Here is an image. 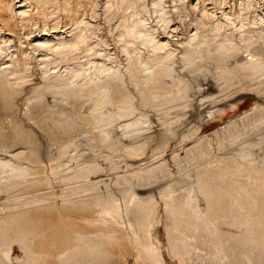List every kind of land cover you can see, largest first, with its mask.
<instances>
[{
    "label": "bare ground",
    "instance_id": "bare-ground-1",
    "mask_svg": "<svg viewBox=\"0 0 264 264\" xmlns=\"http://www.w3.org/2000/svg\"><path fill=\"white\" fill-rule=\"evenodd\" d=\"M241 82L264 83V0H0V105L20 145L0 152V264H264V162L246 138L262 93L191 98L194 130L140 157L98 151L111 171L83 179L50 127L132 147L183 130L187 96ZM27 121L57 159L24 149ZM121 182L157 195L137 223Z\"/></svg>",
    "mask_w": 264,
    "mask_h": 264
},
{
    "label": "rangeland",
    "instance_id": "rangeland-1",
    "mask_svg": "<svg viewBox=\"0 0 264 264\" xmlns=\"http://www.w3.org/2000/svg\"><path fill=\"white\" fill-rule=\"evenodd\" d=\"M260 4V3H259ZM238 81V80H237ZM255 82H251V83H246V85L247 86H245V82L244 83H240L241 85H235V87H232L231 88V90L230 89H228L227 91H225V93L224 94H222V93H220L218 90L215 92L214 90H216V88H215V85H212L211 87H213V91H214V93H211L210 91H207V90H205V92H203V93H201V94H199L198 96L196 95V96H190V97H188L187 96V98H186V102L184 103L185 104V108L187 107V109L185 110V108H184V114H182V117H185V118H187V119H189L190 121H189V124L183 129V130H181L180 132H177L176 133V131H171V130H169V131H171L172 133H166L165 131L163 132V130H157V131H155V130H153L152 128V131H151V129H150V131L149 132H147L148 134H147V137L145 138V139H143V140H140V141H138V143L136 142V143H134V144H136V145H134V146H132V147H129V146H124V144H123V142H122V140H121V142L119 141L121 138H120V136H118L119 134H117V132H115V131H113L112 129H109L108 130V132H107V137H106V139H104V140H102V139H100L98 136H97V134L96 133H94L91 129H89V128H80L81 129V131L83 132V133H81V131H80V129H76L75 130V132L77 133V135H76V137H73V139H75V141H73V139L71 138V139H69V138H65V135L64 136H60L61 134H62V131H63V129L62 128H60V130H61V133H60V130H59V128L57 129V128H55L53 125H54V123L53 122H50L51 123V129H52V131H53V129L55 130V131H53V136L55 137V138H57V140H58V143H64V144H66V142L67 143H70V144H72L73 146H74V148H75V151H76V153H77V155H79L78 157L81 159V160H83L84 159V162H82V167L83 168H81V166H80V168H79V171L81 172L82 170H84V169H86L85 170V173L83 172V173H81L80 174V176H79V178H81V177H88L89 175H92L93 173H96L97 171H98V173H103L102 171H100V170H103L104 172H105V170L107 171L108 170V168L110 169V165H108L107 163H104V162H100L97 158H96V156H97V154H98V151H99V153L100 152H102L101 150H103V153H105L106 151V153L105 154H108L109 156H110V154L112 155V152H113V154H117L118 156H120L122 159H124V157H125V159H129L130 158V156L131 155H133V156H131V158H134V157H140V156H142V155H146L148 152H150V151H160L159 150V148L160 149H162L164 146H165V142H166V144L169 142V141H172V137L174 138V139H176V138H178L179 137V135L180 134H183V133H188L189 131L191 132L192 130H194V128L195 127H197L198 126V124H200V122H202V119L203 118H205V114H203V111L201 110V109H198L197 107H196V105H192V104H195L194 102L192 103H189L190 101H192V100H190L191 98L194 100H197V99H199V98H201L202 99V97H206V96H209V94H212V95H215V94H218L219 95V102L221 103V102H224V101H226V100H228V99H231V98H233V97H236V96H239V95H242V94H247V95H256V93L258 92V94L259 93H262L263 95H264V83L262 82L261 84L260 83H255V85H253ZM242 84H244V85H242ZM256 84H258V87H257V85ZM263 84V85H262ZM253 85V86H252ZM191 86H194V88L196 89H194L193 87H191ZM190 86V88H191V91L193 90H195L194 91V93H197L198 92V87H200V85L198 86V83L197 84H192ZM242 86H245L244 88L242 87ZM238 87V88H237ZM243 88V89H240V88ZM233 88H235V89H233ZM261 88V89H260ZM237 89V90H236ZM237 91V92H235V91ZM228 91H230V92H228ZM231 91H233L232 93H231ZM193 93V94H194ZM207 93H208V95H207ZM240 93V94H239ZM203 95V96H202ZM215 96H217V95H215ZM225 97V98H224ZM221 99H222V101H221ZM189 100V102H187ZM254 101H256V96H255V100ZM253 101V102H254ZM211 103V102H210ZM209 103V104H210ZM187 104V105H186ZM219 104V103H218ZM2 106L0 105V143L2 144H0V152H5L6 150H11V148H15L16 146V144H15V142L13 141V140H11L10 139V136L11 135H13L12 133V131H11V133H10V130H11V128H9L8 126V124H6L7 122H3V121H6V117L4 116V114H2ZM232 111H230L229 113H231ZM34 116V118H32L31 117V120H29V121H32V120H35V118L38 120V118L35 116V115H33ZM223 116H228V114H223ZM49 119V118H48ZM58 119H61L60 117H58ZM50 121H52V119H49ZM48 120V121H49ZM29 121H27V122H29ZM263 123L262 124H260V126L259 127H257V128H255L254 130H252V131H250L249 133H247L248 135H247V144H248V146L247 147H250L251 149H246L247 150V152H248V155L250 156V154H251V160H252V158H253V162H255L256 161V163H258V162H260V161H263L264 162V128L262 129V127H264V118L261 120ZM260 121V122H261ZM5 124V125H4ZM25 125L26 123H21V125ZM30 126H28V125ZM25 126H26V128L25 127H21V129H25L24 131H26V132H28L29 133V137H28V139H29V141L30 142H28V141H26V143L23 145V146H26L24 149L25 150H29L30 149V151H31V154L33 155V156H35V157H37L38 158V160L40 159V160H42V162L44 163H46V161L48 162V161H50V160H55V159H57V157L58 156H56V154L54 155V153H53V149H52V147H50V146H48L49 144L45 141V138L43 137L42 139H41V137H40V135H39V131H36V126L35 125H30L31 124V122H29V123H27ZM53 124V125H52ZM7 125V126H6ZM6 126V127H5ZM31 126H34V127H31ZM54 127V128H53ZM9 128V129H8ZM19 128V127H18ZM35 129L34 131L32 130V129ZM7 129V130H6ZM20 129V130H21ZM86 129H89V130H86ZM19 130V129H18ZM57 130H58V132H57ZM80 132H79V131ZM91 130V131H90ZM111 130L114 132V133H112L111 132ZM255 130H257V131H255ZM87 131V132H86ZM110 131V132H109ZM254 131H255V133H254ZM263 131V132H262ZM57 134H56V133ZM85 132V133H84ZM88 132H90V133H88ZM262 132V133H261ZM37 133V134H36ZM41 133V132H40ZM63 133H64V131H63ZM81 135H80V134ZM87 133V134H86ZM91 133H93V134H91ZM108 133H110V134H108ZM117 134V136H116V134ZM166 133V134H165ZM4 134V136H2ZM7 134V135H6ZM8 134H9V137H7L8 139H9V141L10 142H12V143H10L9 141H8V139L6 138V136H8ZM83 134H86V135H83ZM113 134H115V135H113ZM172 134V135H171ZM179 134V135H178ZM249 134H251V135H249ZM259 134V135H258ZM261 134V135H260ZM90 135V136H89ZM163 135V136H162ZM258 135V136H257ZM92 136V137H91ZM112 136H114V137H112ZM115 136H116V138H115ZM32 137V138H31ZM59 137H61V138H59ZM67 137V136H66ZM113 139V141L110 139ZM117 137H118V141H119V143L117 144V142H114V141H116L117 140ZM171 137V138H170ZM250 137V138H249ZM257 137V138H256ZM31 139V140H30ZM69 139V140H68ZM116 139V140H115ZM44 140V141H43ZM111 140V141H110ZM144 140H146V141H144ZM253 140H255V141H253ZM43 141V142H42ZM252 142V143H250V142ZM33 142V143H32ZM72 142V143H71ZM142 144H141V143ZM30 145H29V144ZM102 143H104V145H106L105 147H104V145H102ZM112 143V144H111ZM111 144V145H110ZM137 144H139V145H137ZM145 144V145H144ZM163 144V145H162ZM4 145V146H3ZM10 145H11V147H10ZM32 145V146H31ZM101 145V146H100ZM115 145H117V146H115ZM123 147H122V146ZM8 146V147H7ZM30 146V147H29ZM107 146H109V147H107ZM110 146H112V147H110ZM121 146V147H120ZM5 147V148H4ZM18 147V146H17ZM16 147V148H17ZM19 147H20V145H19ZM19 147L17 148V149H19ZM27 147H29V148H27ZM100 147H102L101 149H100ZM117 147V148H116ZM118 147H120V148H118ZM2 148V149H1ZM13 148V149H14ZM27 148V149H26ZM77 148V149H76ZM104 148V149H103ZM111 150H110V149ZM122 148V149H121ZM125 148V149H124ZM147 150H146V149ZM148 148H149V150H148ZM119 150V153H118V151H116V150ZM134 149V150H133ZM137 149V150H136ZM145 151H144V150ZM95 150V151H94ZM114 150V151H113ZM120 150H122V152L120 151ZM244 150V149H243ZM259 150H260V153H259ZM110 151V152H109ZM125 151V152H124ZM130 151V152H129ZM135 151H136V153H135ZM137 151H138V153H137ZM143 151V152H142ZM258 151V152H257ZM109 152V153H108ZM120 152H121V154H120ZM123 153V154H122ZM129 153H131L130 154V156L128 155ZM125 154V156H123ZM126 154L128 155V156H126ZM137 154V155H136ZM238 153H236V155H237ZM38 155V156H37ZM92 155V156H91ZM140 155V156H139ZM231 155H234L233 153H231ZM247 155V158L249 157ZM246 156V155H245ZM89 157V158H88ZM127 157V158H126ZM249 157V158H250ZM254 157H257V158H254ZM260 157V158H259ZM55 158V159H54ZM92 159V161H91V159ZM259 158V159H258ZM85 159H86V161H85ZM89 159V160H88ZM255 159V160H254ZM256 159H258V160H256ZM87 160L89 161L88 163H86L87 162ZM91 161V162H90ZM95 161H96V164H95ZM84 163V164H83ZM100 163H101V165H100ZM86 164V165H85ZM85 165V166H84ZM102 166L103 168H100V166ZM89 166V167H88ZM97 166V167H96ZM104 167H106V168H104ZM87 168H88V170L89 169H91V170H87ZM91 171V172H90ZM108 171H111V170H108ZM93 172V173H92ZM88 173V174H87ZM91 173V174H90ZM83 178H81V179H83ZM121 183H123V182H121ZM124 185V196H125V194L127 193V192H129V190H132V191H130V194H126V198L124 197V199L126 200V199H129V202L128 201H126L127 202V204L129 205H127L126 204V202H125V204L128 206V207H130L129 208V211H131L132 210V212H130L129 214H130V216H134L133 215V212H134V214H136L137 213V211H138V213L136 214V219H135V216H134V218H133V221H136V223L137 222H139L138 220H139V218H140V216H141V213H143V211H144V209L146 208L145 206H148V205H151V204H153L154 203V201L153 200H155V198L157 197V195H156V193H154V192H151V191H149V190H147V192L146 191H144V190H141V189H139V188H136L134 185H130V184H128L127 186H129V187H131L130 189H129V187H127L126 186V184H125V182L123 183ZM105 184H103V185H101V186H104ZM101 186H97V188H94L93 189V192H95L96 191V189L98 190V188L100 189L101 188ZM128 189H127V188ZM135 187V188H134ZM143 189H145V188H143ZM139 190V191H138ZM141 191V192H140ZM149 191V192H148ZM126 192V193H125ZM133 193V194H132ZM142 194V198L144 197H148V198H145V199H142V198H140V196H139V194ZM132 194V195H131ZM138 195V196H135V195ZM123 195H119L118 196V198L120 199V197H122V199H123ZM148 195V196H147ZM150 195V196H149ZM155 197H154V196ZM135 196V197H134ZM128 197V198H127ZM137 197H138V199H139V201H138V199H137ZM150 197V198H149ZM134 198V199H133ZM152 198V200H150ZM123 199V200H124ZM133 199V200H132ZM142 199V200H141ZM146 199H147V202H149V200L151 201V202H149V203H147L146 202ZM121 200V199H120ZM134 200H135V202H134ZM132 201V202H131ZM136 204H138L137 206L134 204V203ZM153 202V203H152ZM142 204V205H144V206H141L140 204ZM147 203V204H146ZM151 203V204H150ZM134 205V206H133ZM127 207V208H128ZM132 207H134L133 209H132ZM137 207V208H136ZM143 207H145V208H143ZM149 207V206H148ZM147 207V208H148ZM140 208V209H139ZM136 209V210H135ZM143 209V210H142ZM147 210V209H146ZM132 214V215H131ZM138 214L140 215L139 217H138ZM217 245H218V249H221V247H220V244L219 243H217ZM15 257L18 255L16 252H15ZM210 259V258H209Z\"/></svg>",
    "mask_w": 264,
    "mask_h": 264
}]
</instances>
